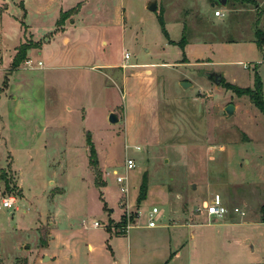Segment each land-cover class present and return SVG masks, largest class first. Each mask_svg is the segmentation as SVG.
Instances as JSON below:
<instances>
[{
    "label": "rangeland",
    "instance_id": "374dc122",
    "mask_svg": "<svg viewBox=\"0 0 264 264\" xmlns=\"http://www.w3.org/2000/svg\"><path fill=\"white\" fill-rule=\"evenodd\" d=\"M148 1L0 0V176L9 180L0 177V191L17 205L0 197V264H264V114L204 74L253 87L257 73L264 96V44L255 43L264 0H156V10ZM27 39L41 45L12 68ZM126 144L139 214L115 233L123 209L114 169L125 173ZM214 193L225 216L205 213ZM153 205L169 226L147 224Z\"/></svg>",
    "mask_w": 264,
    "mask_h": 264
},
{
    "label": "trees",
    "instance_id": "16d2710c",
    "mask_svg": "<svg viewBox=\"0 0 264 264\" xmlns=\"http://www.w3.org/2000/svg\"><path fill=\"white\" fill-rule=\"evenodd\" d=\"M159 14H158V21L160 23V27L162 28V31L164 33V35L169 39V42H175L174 40L170 39L169 37V31L165 26V19H164V11L160 8L159 9ZM69 14V11H62L60 13L59 18L57 19V24L60 25L63 23L64 19L66 18V16ZM184 28H185V24H184ZM255 35H256V39H255V43H257V45L262 48L263 47V42H264V30L257 28L255 31ZM40 40H34V39H27L23 42H21L19 45H17L16 47V51L12 57V61H11V67L12 68H16L21 61H23L25 59V57L27 56V50L31 47H39L41 45ZM178 44L181 45V47L184 49L185 44L187 43V37L185 32L182 33V36L180 37L179 40H177ZM185 55V54H184ZM224 79V78H223ZM222 79V84H224V86L226 87H232L233 89H235L236 93L238 95L241 94H248L250 95L251 99L253 100V102L258 106L259 110L263 112L264 114V96L263 94H261V79L260 77L257 75V73H255V81H254V85L249 86L246 85V87H241L235 83H232L231 81H226ZM89 147H90V161L91 164L94 166L97 163V157H96V150H94V146L93 143L90 139V137H88L87 139ZM4 182L6 186H9V180L7 179L5 173L3 172L2 175L0 176ZM95 181L97 184H101L102 180H101V175L100 172L97 170L96 172V178ZM148 187H149V183H148V179H147V174L146 172L142 174L141 177V181H140V185H139V192L137 194L136 200L138 203H140L147 194L148 191ZM121 220L114 222L113 225H117L120 226L122 224L125 223V218L123 217V215L121 214ZM264 221V219L262 220ZM111 225L112 221L109 222ZM39 230L41 231L40 234V244H46L47 243V238L46 236L48 235V231L45 228H39ZM19 258H17V261L14 262L13 264H27L25 259H22L21 263L18 262Z\"/></svg>",
    "mask_w": 264,
    "mask_h": 264
},
{
    "label": "built area",
    "instance_id": "2783aa9c",
    "mask_svg": "<svg viewBox=\"0 0 264 264\" xmlns=\"http://www.w3.org/2000/svg\"><path fill=\"white\" fill-rule=\"evenodd\" d=\"M215 15H223V11L220 9H215ZM129 56V52L125 51L124 58H127ZM28 62L31 61V59L27 60ZM41 61H38V64H40ZM128 147L129 145H125V159H124V165L125 166V173L120 174L117 169H114V172L116 175V181L118 184H120V191H121V198H120V205L123 209L122 215L125 218V223L120 226H115V231L119 230L120 232L127 233L130 229V227L133 225V222H135L136 216L139 214L138 211H132L130 209V200H128L129 191H130V183L128 181V171L135 167L136 161L134 157L129 155L128 153ZM134 148L138 149L140 148L139 145H134ZM0 197H1V205L3 207H14L17 208V205L15 204L16 198L13 194H6L1 195L0 191ZM204 210L205 213L209 216H224L226 213H228L229 209L224 204L223 199L220 197L219 193H214L212 196V199L207 203H204ZM232 211L239 214V215H245V211L241 209L239 206L235 205L232 208ZM160 208L157 205H153L148 213V222L147 224L149 226H156L160 225L163 222V217L160 215ZM99 222L95 221V225H98Z\"/></svg>",
    "mask_w": 264,
    "mask_h": 264
},
{
    "label": "water",
    "instance_id": "95a60500",
    "mask_svg": "<svg viewBox=\"0 0 264 264\" xmlns=\"http://www.w3.org/2000/svg\"><path fill=\"white\" fill-rule=\"evenodd\" d=\"M214 2L217 5L220 4V5L225 6L227 0H214ZM147 8L150 9V10H156V8H157V1L156 0H149L147 2ZM204 74H205V76L207 78L215 80V83L216 84H219L222 81V79H223L222 78V74L219 71H215V70L207 71V70H205L204 71ZM189 84H190V82L187 81V80H183L182 81V85L183 86H186V85H189ZM233 107H234L233 104L232 103H229L225 107V111L229 114L233 110ZM109 115H110L109 119L111 121H116V120L119 119V115H117V112H115V111H111Z\"/></svg>",
    "mask_w": 264,
    "mask_h": 264
},
{
    "label": "crops",
    "instance_id": "0c3cea01",
    "mask_svg": "<svg viewBox=\"0 0 264 264\" xmlns=\"http://www.w3.org/2000/svg\"><path fill=\"white\" fill-rule=\"evenodd\" d=\"M185 47H186V44H185ZM113 67V66H112ZM235 213V212H234ZM207 215V214H206ZM162 217H166V214H164L163 213V215H161ZM209 216V215H208ZM225 216V215H224ZM210 218H215V217H217V216H209ZM164 220V219H163ZM189 224H191V223H187V225H189ZM170 224L168 223V221L167 220H164L163 222H162V224H160V225H156V226H159V227H164V226H169ZM174 226V225H173ZM115 233H124V232H120L119 230H117V231H115ZM168 259H170V257L168 258ZM168 259H166L165 260V264H167L168 263Z\"/></svg>",
    "mask_w": 264,
    "mask_h": 264
}]
</instances>
